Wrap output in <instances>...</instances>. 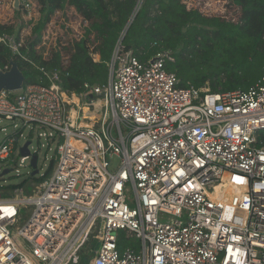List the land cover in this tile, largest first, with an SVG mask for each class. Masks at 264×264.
Returning a JSON list of instances; mask_svg holds the SVG:
<instances>
[{"label": "built area", "instance_id": "obj_1", "mask_svg": "<svg viewBox=\"0 0 264 264\" xmlns=\"http://www.w3.org/2000/svg\"><path fill=\"white\" fill-rule=\"evenodd\" d=\"M6 1L30 20L39 7ZM22 42L0 34L13 54ZM175 61L161 50L143 62L119 42L104 85L69 93L60 71L41 69L49 86L0 92V122L13 128L0 127V178L17 154L31 167L26 128L58 144L34 196L0 191V264H264V73L246 90L211 92L181 86ZM22 207L31 214L19 226Z\"/></svg>", "mask_w": 264, "mask_h": 264}, {"label": "trees", "instance_id": "obj_2", "mask_svg": "<svg viewBox=\"0 0 264 264\" xmlns=\"http://www.w3.org/2000/svg\"><path fill=\"white\" fill-rule=\"evenodd\" d=\"M227 1L241 11L237 23L188 10L183 0H143L138 11L140 0H36L41 15L34 28L36 39L21 47L20 55L0 44V67L16 62L26 77L24 87L50 85L41 69L60 71L62 88L81 94L84 84L108 82L109 63L116 45L121 42L143 62L161 50H171L176 61L167 69L177 74L183 87L202 88L210 82L211 92L246 90L260 81L264 73V0ZM68 6L75 7L91 22V28L83 39L73 43L65 66L60 51L44 59L35 47L52 16ZM93 32L98 41L95 53L99 61H94L89 47ZM0 34L14 36L15 32L13 27L0 25ZM259 137L264 147V131ZM54 165L55 162L46 176L51 174Z\"/></svg>", "mask_w": 264, "mask_h": 264}, {"label": "rangeland", "instance_id": "obj_3", "mask_svg": "<svg viewBox=\"0 0 264 264\" xmlns=\"http://www.w3.org/2000/svg\"><path fill=\"white\" fill-rule=\"evenodd\" d=\"M184 4L187 5L188 9L198 8L199 10L205 12L204 16L209 18L218 17L221 20L237 23L241 17V11L238 7L232 5L227 0H183ZM3 4L0 5V25L5 27H13L14 29V38L19 37L23 40L22 43L25 45L30 44L36 36L34 34V28L39 23L40 7H36L32 12V19L30 20L27 17V14L21 11H16L11 8L7 1H3ZM201 6V8L199 7ZM91 28V22L87 21L75 7L68 6L64 11H60L52 16L50 22L42 31V36H46V33H50L47 37L46 44L43 45L40 43L35 47L38 53L42 54L44 59L51 58L54 52L60 51L63 55V63L66 64L69 60V49L71 50L73 43L80 41L88 33V30ZM42 38V37H41ZM98 46V41L96 34L93 32L90 36L89 47L91 51V56L94 61H99V55L95 53V49ZM153 46V45H152ZM65 49V50H64ZM252 85V84H251ZM210 89V82H207L204 87ZM94 100H97L95 98ZM88 102L89 100H82ZM91 112V109H89ZM95 112H98L95 110ZM99 115V113H96ZM95 118V117H94ZM93 119V118H92ZM100 121V120H98ZM0 127H7L8 131L11 132L13 129L8 121L3 120L0 122ZM31 128H26L24 132V138L20 141V146H23L28 140L32 142V152H37L38 155V169L39 173L31 179V174L33 172L30 167V161L26 162L25 165H21L20 155L15 156V164L10 168L12 171L0 178V191H2L3 197H32L35 195L36 188H38V183L40 177L47 175L49 172L50 166L53 162L56 161L57 155V142L47 141L46 139H38V130L34 131V135L30 136ZM3 134L0 135V138ZM18 171V172H17ZM33 182L35 183L33 185ZM24 185L23 192L20 193V188H13L15 186ZM133 188L128 192L129 196ZM227 192L224 191L223 195ZM232 194V191L227 192L225 196ZM31 212H29L28 207H22L20 209L21 223L19 226H22L30 217ZM121 243L127 246H135L137 249H140L141 242L136 238L125 240L124 237L121 238ZM97 241H93V248H96ZM88 261L85 260L82 264H88Z\"/></svg>", "mask_w": 264, "mask_h": 264}, {"label": "water", "instance_id": "obj_4", "mask_svg": "<svg viewBox=\"0 0 264 264\" xmlns=\"http://www.w3.org/2000/svg\"><path fill=\"white\" fill-rule=\"evenodd\" d=\"M143 0H140L139 7L137 8V11L140 8V4ZM15 8H19V0L15 1ZM136 15V14H135ZM134 15V17H135ZM134 17L130 20L128 23V26L125 28L124 36L122 37L121 41L124 39L125 34L127 33L130 24L132 23ZM154 62V59L151 60V63ZM11 68L9 71L3 72L0 71V92L1 91H7V92H17L23 89L26 77L23 74V72L20 70L18 64L14 61L10 62ZM30 145V142L26 143V145L21 149L22 156H30V151L28 149V146ZM31 168L33 170L32 177H35L39 173L38 169V155H34L31 159ZM9 171H5L1 176H4V174H7Z\"/></svg>", "mask_w": 264, "mask_h": 264}, {"label": "bare ground", "instance_id": "obj_5", "mask_svg": "<svg viewBox=\"0 0 264 264\" xmlns=\"http://www.w3.org/2000/svg\"><path fill=\"white\" fill-rule=\"evenodd\" d=\"M77 101V100H76ZM99 105L100 104H98V107H99ZM95 117V115L94 114H90L89 113V110H88V108H85L84 109V119L85 120H90V119H92V118H94ZM225 190L227 191V192H229V191H232V189L231 188H229L228 186H226V188H225ZM227 192H225V194H224V196L227 194ZM223 195V194H222Z\"/></svg>", "mask_w": 264, "mask_h": 264}]
</instances>
